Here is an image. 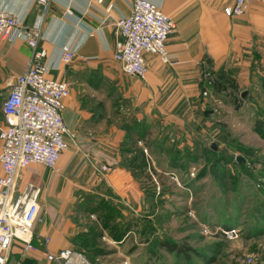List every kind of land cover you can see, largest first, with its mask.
<instances>
[{
    "label": "rangeland",
    "instance_id": "obj_1",
    "mask_svg": "<svg viewBox=\"0 0 264 264\" xmlns=\"http://www.w3.org/2000/svg\"><path fill=\"white\" fill-rule=\"evenodd\" d=\"M242 15L264 26L260 2ZM259 40L216 67L204 57L182 129L154 120L126 134L116 174H130V208L107 181L114 169L76 152L67 190L92 192L95 205L100 198L94 229L108 223L97 243L76 237L90 264H264V34ZM8 90L0 86V109Z\"/></svg>",
    "mask_w": 264,
    "mask_h": 264
},
{
    "label": "crops",
    "instance_id": "obj_2",
    "mask_svg": "<svg viewBox=\"0 0 264 264\" xmlns=\"http://www.w3.org/2000/svg\"><path fill=\"white\" fill-rule=\"evenodd\" d=\"M151 1L175 23V32L166 41L168 62L145 55L147 72L139 80L123 74L113 59L116 22L130 14L133 0H49L45 6L38 0H0V9L14 14L21 28L37 37L39 47L46 51L49 77L67 83L69 95L62 115L75 136L55 169L30 165L17 175L13 198L29 186L39 190L38 221L33 227L35 250L23 255L15 245L7 264H54L46 261L45 252L76 250L78 235L93 239L95 214L89 203L95 195L67 190L66 167L76 163V152H87L96 163L114 169L107 181L130 208V174L120 170L116 174L126 134L131 128L141 133L143 124L154 120L182 129L185 120L193 118L204 57L216 67L226 56L258 48L264 34L259 18L225 14L233 0ZM67 48L73 50L74 57L64 64L61 56ZM30 56L31 49L23 39L1 41L0 86L10 88L26 69ZM105 86L109 88L106 93ZM99 228L96 221L95 230Z\"/></svg>",
    "mask_w": 264,
    "mask_h": 264
},
{
    "label": "built area",
    "instance_id": "obj_3",
    "mask_svg": "<svg viewBox=\"0 0 264 264\" xmlns=\"http://www.w3.org/2000/svg\"><path fill=\"white\" fill-rule=\"evenodd\" d=\"M45 6L49 0H38ZM101 1V0H97ZM252 2L264 0H233L224 12L241 16ZM175 32V23L151 0H133L129 15L116 22L117 39L114 61L123 74L143 79L147 72L145 55L156 56L167 63L166 41ZM23 39L31 49L24 72L10 86L1 104L3 127L0 129V264H7L13 246L23 255L35 250L33 227L38 221L39 190L28 187L13 198L14 183L20 171L30 165L48 170L56 168L75 136L63 120L64 101L69 95L66 82L49 77L44 60L46 51L39 47L37 37L21 28V22L7 9H0V42ZM73 50L63 51L61 60L69 64ZM47 262L54 264H90L76 250L45 252Z\"/></svg>",
    "mask_w": 264,
    "mask_h": 264
},
{
    "label": "trees",
    "instance_id": "obj_4",
    "mask_svg": "<svg viewBox=\"0 0 264 264\" xmlns=\"http://www.w3.org/2000/svg\"><path fill=\"white\" fill-rule=\"evenodd\" d=\"M138 134V133H137ZM141 162H144V158H143V155H142V161ZM99 202H98V205H95L94 203H95V201L93 200V201H90V203H89V208H90V212H92L93 214H95L97 217L99 216V214H100V212H101V208L103 207L102 206V204H100L101 202H100V198H98L97 199ZM101 219V218H100ZM100 219H98V224H99V226H100V228H99V230H98V232H97V230H95L94 229V237H93V239H90V240H87V239H85V238H82L83 239V241L84 242H91L92 244L94 243V242H96L97 243V239H100V237L102 236V231H103V229H105L106 227H107V222L105 221L104 222V220H100ZM101 221H103V222H101ZM98 242H99V240H98ZM87 243H85V247L87 246L86 245ZM175 248H174V246H172V247H170V250H172V251H175L174 250ZM176 250H177V252L179 253H182L183 252V250L182 249H180V248H176ZM77 251H79V252H81V253H83L87 258H88V256H90L89 254L91 253V252H89L90 250H87V247H86V249H85V251H80V250H77ZM99 251V250H98Z\"/></svg>",
    "mask_w": 264,
    "mask_h": 264
},
{
    "label": "water",
    "instance_id": "obj_5",
    "mask_svg": "<svg viewBox=\"0 0 264 264\" xmlns=\"http://www.w3.org/2000/svg\"><path fill=\"white\" fill-rule=\"evenodd\" d=\"M244 96H245V93H242L241 94V97H244ZM211 149L212 150H215V145L214 144L211 145ZM236 162L237 163H241L242 162V159L240 157H236Z\"/></svg>",
    "mask_w": 264,
    "mask_h": 264
}]
</instances>
